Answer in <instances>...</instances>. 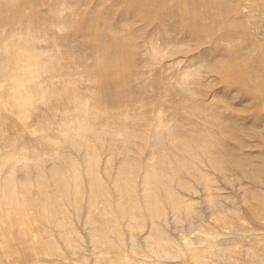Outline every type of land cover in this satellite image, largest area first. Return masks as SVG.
<instances>
[{"label": "rangeland", "instance_id": "1", "mask_svg": "<svg viewBox=\"0 0 264 264\" xmlns=\"http://www.w3.org/2000/svg\"><path fill=\"white\" fill-rule=\"evenodd\" d=\"M0 264H264V0H0Z\"/></svg>", "mask_w": 264, "mask_h": 264}]
</instances>
